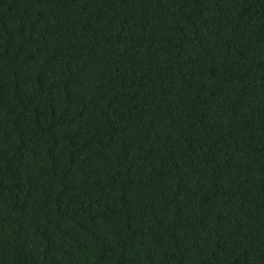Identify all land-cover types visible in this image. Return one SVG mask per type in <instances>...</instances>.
<instances>
[{
    "label": "trees",
    "instance_id": "1",
    "mask_svg": "<svg viewBox=\"0 0 264 264\" xmlns=\"http://www.w3.org/2000/svg\"><path fill=\"white\" fill-rule=\"evenodd\" d=\"M0 264H264V0H0Z\"/></svg>",
    "mask_w": 264,
    "mask_h": 264
}]
</instances>
